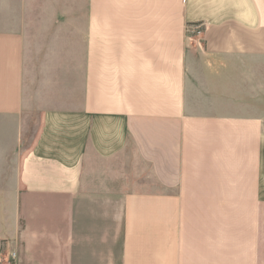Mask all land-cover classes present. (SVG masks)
<instances>
[{"label":"crops","instance_id":"crops-1","mask_svg":"<svg viewBox=\"0 0 264 264\" xmlns=\"http://www.w3.org/2000/svg\"><path fill=\"white\" fill-rule=\"evenodd\" d=\"M7 30L0 264H264V0H99L82 61Z\"/></svg>","mask_w":264,"mask_h":264},{"label":"rangeland","instance_id":"rangeland-1","mask_svg":"<svg viewBox=\"0 0 264 264\" xmlns=\"http://www.w3.org/2000/svg\"><path fill=\"white\" fill-rule=\"evenodd\" d=\"M98 13L99 0H0V31L4 28L12 32L25 29L26 54L34 63L38 51L71 47L77 51L76 59L82 61V34L89 19ZM66 35H75L74 40H67ZM187 44L188 47L202 48L204 40L195 43L187 39ZM40 127V116L29 115L26 127L28 144H34ZM4 255L8 257V253Z\"/></svg>","mask_w":264,"mask_h":264},{"label":"built area","instance_id":"built-area-1","mask_svg":"<svg viewBox=\"0 0 264 264\" xmlns=\"http://www.w3.org/2000/svg\"><path fill=\"white\" fill-rule=\"evenodd\" d=\"M188 39L195 43H200L203 40L204 32L201 25H192L187 30ZM16 253L9 252L8 253V260L6 264H15Z\"/></svg>","mask_w":264,"mask_h":264}]
</instances>
